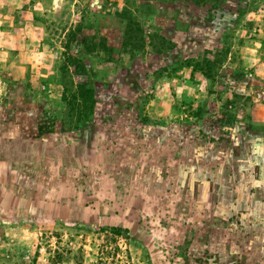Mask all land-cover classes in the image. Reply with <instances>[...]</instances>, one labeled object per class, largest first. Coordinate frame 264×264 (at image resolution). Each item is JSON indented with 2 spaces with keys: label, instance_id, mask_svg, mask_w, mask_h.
<instances>
[{
  "label": "rangeland",
  "instance_id": "1",
  "mask_svg": "<svg viewBox=\"0 0 264 264\" xmlns=\"http://www.w3.org/2000/svg\"><path fill=\"white\" fill-rule=\"evenodd\" d=\"M0 264H264V0H0Z\"/></svg>",
  "mask_w": 264,
  "mask_h": 264
},
{
  "label": "trees",
  "instance_id": "2",
  "mask_svg": "<svg viewBox=\"0 0 264 264\" xmlns=\"http://www.w3.org/2000/svg\"><path fill=\"white\" fill-rule=\"evenodd\" d=\"M151 24V23H150ZM126 27V32H131V31H134L135 33H141L142 32V28H143V26H141L138 22H135V21H133V19H131V18H129L128 19V22H127V24L125 25ZM82 45H87V41H85L84 39H83V41H82ZM195 65V68H199L198 66V63L197 64H194ZM192 67H194V66H192ZM78 88L80 89V90H82V92H85L86 91V88H84L83 86H81V85H79L78 86ZM120 229H118V228H116V227H111V228H109V230L108 229H105L104 230V234L105 235H103V237H104V240H103V242H107V243H109L110 245H109V247H106V244L105 243H103V247H101V249H100V253H102L103 251H104V249L106 250L107 248L109 249H111V247H112V244H115V241H116V236H120ZM102 248H104L103 250H102ZM117 251L118 250H116V252L115 253H117ZM109 252V251H108Z\"/></svg>",
  "mask_w": 264,
  "mask_h": 264
}]
</instances>
